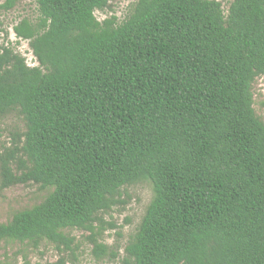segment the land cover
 Masks as SVG:
<instances>
[{"label":"trees","instance_id":"obj_1","mask_svg":"<svg viewBox=\"0 0 264 264\" xmlns=\"http://www.w3.org/2000/svg\"><path fill=\"white\" fill-rule=\"evenodd\" d=\"M110 1L35 0L12 26L33 65L0 44V118L23 122L0 150V189L49 190L0 222V241L68 249L76 228L96 260L264 264V0H135L97 19ZM141 181L152 196L119 254L94 222Z\"/></svg>","mask_w":264,"mask_h":264},{"label":"rangeland","instance_id":"obj_2","mask_svg":"<svg viewBox=\"0 0 264 264\" xmlns=\"http://www.w3.org/2000/svg\"><path fill=\"white\" fill-rule=\"evenodd\" d=\"M2 0H0L1 2ZM135 0H112L110 7L104 11H95L97 19L114 15L121 21L126 14L127 7ZM226 10L230 0H221ZM35 0H20L9 10H0V44L8 45L22 52L28 64H35L28 42L16 38L12 26L22 17L34 19L36 17ZM253 108L256 115L264 122V75L256 77L252 84ZM23 130L22 119L12 112L0 118V150L8 144L10 133ZM35 184H17L0 189V222L8 221L14 212L29 208L40 202L48 193ZM152 196L151 184L141 181L126 186L120 190V202L110 209L98 213V221L94 222L95 237L111 249L122 248L136 230V227ZM66 234L73 238L70 248L60 250L54 244L42 240L36 247L18 241H0V264H23L27 260L30 264H46L54 262L59 257L66 259L65 264H117V258L108 257L96 260L91 253L92 243L90 231L84 229H68Z\"/></svg>","mask_w":264,"mask_h":264},{"label":"built area","instance_id":"obj_3","mask_svg":"<svg viewBox=\"0 0 264 264\" xmlns=\"http://www.w3.org/2000/svg\"><path fill=\"white\" fill-rule=\"evenodd\" d=\"M31 65V64H30Z\"/></svg>","mask_w":264,"mask_h":264}]
</instances>
